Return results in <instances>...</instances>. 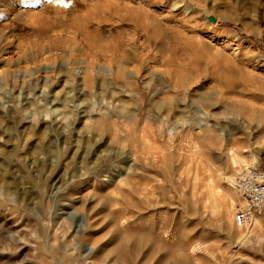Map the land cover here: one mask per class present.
Masks as SVG:
<instances>
[{
	"label": "rangeland",
	"instance_id": "rangeland-1",
	"mask_svg": "<svg viewBox=\"0 0 264 264\" xmlns=\"http://www.w3.org/2000/svg\"><path fill=\"white\" fill-rule=\"evenodd\" d=\"M244 164L264 0H0V264H264Z\"/></svg>",
	"mask_w": 264,
	"mask_h": 264
},
{
	"label": "built area",
	"instance_id": "built-area-1",
	"mask_svg": "<svg viewBox=\"0 0 264 264\" xmlns=\"http://www.w3.org/2000/svg\"><path fill=\"white\" fill-rule=\"evenodd\" d=\"M233 188L240 199L234 206L233 222L238 227H249L255 215L264 211V170L257 166L238 170Z\"/></svg>",
	"mask_w": 264,
	"mask_h": 264
},
{
	"label": "bare ground",
	"instance_id": "bare-ground-1",
	"mask_svg": "<svg viewBox=\"0 0 264 264\" xmlns=\"http://www.w3.org/2000/svg\"><path fill=\"white\" fill-rule=\"evenodd\" d=\"M252 157H253V161L255 162L256 160H258L257 158V156L256 155H254V154H252L251 155ZM249 165H251V164H244V167L243 168H241V169H244V168H247V167H250ZM241 169H239V170H241ZM233 186V185H232ZM255 219V218H254ZM254 221V220H253Z\"/></svg>",
	"mask_w": 264,
	"mask_h": 264
}]
</instances>
